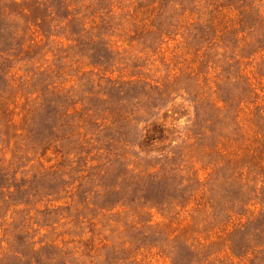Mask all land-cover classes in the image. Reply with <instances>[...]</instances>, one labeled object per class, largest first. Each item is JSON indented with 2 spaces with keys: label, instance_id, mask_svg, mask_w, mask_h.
<instances>
[{
  "label": "rangeland",
  "instance_id": "rangeland-1",
  "mask_svg": "<svg viewBox=\"0 0 264 264\" xmlns=\"http://www.w3.org/2000/svg\"><path fill=\"white\" fill-rule=\"evenodd\" d=\"M0 264H264V0H0Z\"/></svg>",
  "mask_w": 264,
  "mask_h": 264
}]
</instances>
